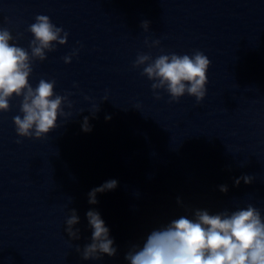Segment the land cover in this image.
I'll return each instance as SVG.
<instances>
[{
  "label": "clouds",
  "instance_id": "1",
  "mask_svg": "<svg viewBox=\"0 0 264 264\" xmlns=\"http://www.w3.org/2000/svg\"><path fill=\"white\" fill-rule=\"evenodd\" d=\"M141 27L148 31L149 22L143 21ZM28 31L33 36L29 42L30 53L28 49L11 43L14 39L11 32L0 27V112L10 110L13 97L21 98L19 110L22 115L13 117L16 133L20 137L41 139L57 127L60 116L67 115L64 105L69 108L72 105L68 95L56 94L55 80L42 78L35 88L32 86L29 82L32 63L34 60L44 61L46 52L54 51L56 44H67L68 33L54 25L46 15H37ZM159 44L160 41L156 40L150 46ZM77 54L74 50L63 57L64 63H71ZM210 63L209 58L197 50L192 55L161 54L155 59L142 53L137 56L133 67L144 66L142 75L154 81L151 85L154 93L157 89H164L172 101H178L187 94L195 97L199 104L206 94ZM160 98L156 93V99ZM97 111L99 108L92 112L93 115ZM88 120L84 117V132L91 131ZM253 179L245 175L234 183L238 186L243 180L250 184ZM117 185L113 179L93 188L88 193L89 204L98 203V193L114 190ZM220 191L226 193L228 186L221 185ZM86 218L92 235L91 243L82 250V259L99 260L104 255L115 256L117 248L100 213L89 210ZM78 223L79 216L75 209H71L66 231L72 239H79V229L74 228ZM76 250L81 251L79 246ZM125 260L129 264H264V217L251 204L216 214L196 209L192 218L180 216L152 230L142 246L132 245L125 254Z\"/></svg>",
  "mask_w": 264,
  "mask_h": 264
},
{
  "label": "water",
  "instance_id": "2",
  "mask_svg": "<svg viewBox=\"0 0 264 264\" xmlns=\"http://www.w3.org/2000/svg\"><path fill=\"white\" fill-rule=\"evenodd\" d=\"M113 179L117 187L89 204L88 193ZM71 209L79 216V239L66 231ZM196 209L232 211L0 134V264H129L125 254L132 245L142 246L152 230L173 219L192 218ZM89 210L98 211L109 228L115 256L82 259L91 243Z\"/></svg>",
  "mask_w": 264,
  "mask_h": 264
}]
</instances>
